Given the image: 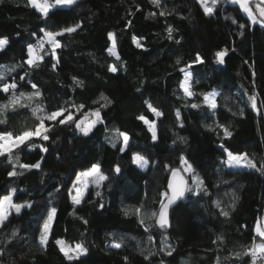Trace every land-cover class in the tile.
<instances>
[{
	"label": "trees",
	"instance_id": "1",
	"mask_svg": "<svg viewBox=\"0 0 264 264\" xmlns=\"http://www.w3.org/2000/svg\"><path fill=\"white\" fill-rule=\"evenodd\" d=\"M162 4L171 15L159 16L160 9L149 0H79L76 6L63 10L67 15L48 19L49 27L57 24L62 28L65 22L67 26L79 23L82 27L58 38L65 47L57 50L60 64L56 71L51 69L52 61L48 57L45 58L47 63L29 70V79L38 84L43 94L42 100L34 104L43 103L51 110L57 103L64 104L71 98L77 104L84 103L87 111L104 103L99 100L101 93L114 103L101 109L105 123L98 125L89 137L78 134L74 126L57 127L47 142L48 153H41L39 148L31 152L25 149L23 162L34 163L41 156L45 157L42 170L26 171L18 178L9 179L7 171L11 166L0 159V195L6 194L9 187H15L25 190L17 192L16 202L33 203V207L23 209L20 216L12 214L11 222L0 229V252H3L0 264H67L53 242L55 238L73 244L84 240L91 250L88 264H124V256L129 257V264H149L139 254L136 239L142 241L141 247L147 254L148 251L158 252L164 235L169 236L168 243L176 251L171 256L153 255L151 264H161V260L165 264H215L217 256L224 264L226 257L242 251V245L251 242L250 229L258 216H264V177L254 171L231 175L228 174L230 170L220 166L223 152L218 147L221 143L218 136L223 134L215 128V123L231 125L233 137L223 141L228 148L247 152L257 163L264 162V109L261 115H256L246 95L255 92L258 99L264 101V29L252 26L245 37H239L237 25L225 17L232 16L238 23H245L247 17L230 4L221 5L213 17H205L195 0H162ZM137 5L140 11H136ZM153 12L157 15L149 17ZM44 25L39 13L26 6V0H0V38L9 40L6 51L0 53V64L19 62L22 48L30 41L35 42L30 34ZM169 25L176 30L175 38L181 43L167 38ZM109 32L117 36L119 61L107 51L111 45ZM133 36L140 38L143 48L133 44ZM224 48L229 50L226 63L217 65L215 53ZM197 52L205 58L206 64L193 69L194 80L199 81L193 87L197 94L214 89L222 94L217 97L219 107L215 116L204 106L199 110L183 107L185 98L179 90L183 76L178 68ZM177 58L182 60L179 66L175 64ZM109 64L117 66V73L108 71ZM73 77L83 81L84 86H74ZM23 90L31 91V88L27 86ZM174 93L181 98L177 99ZM93 100L99 102L94 105ZM145 100L164 113L157 120L159 139L155 143L147 127L136 119L141 113L155 119L147 110ZM176 108L181 109L183 128L178 126ZM241 108L245 111L243 118L239 116ZM7 115V126L0 125V128L22 131L35 123L31 111L26 108ZM205 124L212 125L214 130L208 131ZM114 128L130 135L131 147L126 154L119 153L105 140L106 135H110L105 129ZM174 133L185 137L187 142L177 140L173 145ZM121 142L118 140V145ZM133 151L157 163L147 170L138 169L131 164ZM181 154L194 163L205 179L209 195H189L179 202L171 212L169 230L162 232L151 228L154 244H150L147 241L149 233L138 223V217L134 213L126 217L121 209L143 203L147 210H158L159 193L164 191L168 176L164 165L178 166ZM96 162L112 179L99 189L101 197L95 196L97 189L90 188L91 195L85 196L77 214L70 215L73 211L69 198L73 170ZM116 164L122 168L120 177L111 171ZM233 190L240 199L236 210L226 219L219 214L214 201L220 200L222 206L231 203ZM101 200L105 205L103 211H99ZM53 205L58 209L57 218L49 245L43 250L37 242L41 217L46 214L45 206ZM80 217L88 220V224ZM244 224L248 225L247 229L241 227ZM13 231L17 232L15 237L11 235ZM219 234L224 235L225 242L214 245L212 241ZM120 237L125 238V247L120 250L105 247ZM227 264H240V261L228 259Z\"/></svg>",
	"mask_w": 264,
	"mask_h": 264
},
{
	"label": "snow or ice",
	"instance_id": "2",
	"mask_svg": "<svg viewBox=\"0 0 264 264\" xmlns=\"http://www.w3.org/2000/svg\"><path fill=\"white\" fill-rule=\"evenodd\" d=\"M199 5L205 17H213L217 14L218 9L223 4H230L234 6V10L238 9L239 12L243 13L247 20L245 23H238L236 18L232 16H226L225 19L231 20L232 24L237 25L239 31L238 36L243 38L247 31L252 26H259L264 29V0H195ZM79 0H26V6L34 9L39 13L40 17L45 21V25L39 27L38 31H33L30 35L35 42H28L26 49H22V58L19 62L13 64H0V125L7 126L8 124V112H16L18 109H29L32 113L35 123L31 127H26L22 131L7 130V127L0 128V159L6 160L11 166V170L7 171V177L9 179L18 178L26 171L31 170H42V163L45 159L41 156L39 160L34 163H26L22 161V155H25V149L31 152L34 148H39L41 153H48L49 148L47 142L51 138V133L57 127H69L74 126L76 132L81 134L83 137H89L90 134H94V129H97L98 125L105 123L101 109L107 108L112 105L114 101L110 99L104 93L100 94L99 100L104 101L99 107L90 108L85 111L86 105L84 103L77 104L74 99H69L64 104L57 103L54 109L49 110L43 103H35V101L42 100L43 94L37 83L29 79L31 73L29 70L39 68L42 64L47 63L46 57L50 58L51 69L57 70L60 64V57L57 52L58 49H62L65 45L62 44L61 40L58 39L63 37L65 34H72L80 29L82 26L79 23H75L71 26H65L58 28L57 24L52 26L47 25V21L50 18L58 17L61 15H67L64 9H71L76 6ZM155 8L160 9L158 15L166 17L172 13L163 7L162 0H149ZM222 10V9H221ZM136 11H140L139 5L136 6ZM129 15L133 13L129 12ZM157 13L153 12L149 14V17H155ZM149 17H145L146 19ZM183 18V17H182ZM131 21H129V25ZM175 29L172 26L166 27L167 38L169 40L175 39L177 44L181 43L180 39L175 38ZM108 40L111 41L110 47L107 51L110 55L114 56L117 61L121 58L117 53V36L113 32H109ZM132 42L137 48H143L140 43V38L133 36ZM9 46V40L7 38H0V53L6 51ZM235 51V49H232ZM229 50L224 48L215 53V63L217 65H224L226 63V57L228 56ZM181 58H177L175 64L181 65ZM248 63V61H245ZM205 58L197 52L194 58L190 59L182 67L178 68V71L182 74L183 78L179 81V90L182 91L183 97L185 98L183 107L190 108L193 110H199L202 106L207 107L209 112L215 116L216 110L219 105L217 97L221 96L220 92L215 90L211 92H205L197 94L194 90V83L199 81L194 80L195 72L194 68L205 65ZM25 66H27L25 68ZM122 66V65H121ZM108 71L110 73H117L118 68L115 64H109ZM22 72V74H21ZM255 75V73H253ZM74 86L83 87L84 82L73 77ZM30 86L31 91H24L23 89ZM255 87V85H253ZM140 89H137L139 92ZM176 94V93H174ZM177 95V99L181 97ZM199 95V99H197ZM248 104L252 111L256 115L262 114L264 109V101L259 100L255 92L248 94ZM228 99V97H225ZM99 101L93 100L92 103L95 105ZM144 104L147 110L152 113L155 119H151L145 114L141 113L136 117L137 120L141 121L147 130L151 133V139L153 143L157 142V120L163 117L164 113L162 110L153 105L149 100H145ZM231 110V109H229ZM82 113V115H81ZM234 116L236 112L232 113ZM176 120L179 122L178 126L183 128V118L180 108L175 109ZM239 116L243 118L245 111L243 108L239 110ZM205 128L208 131H213V127L210 124H205ZM215 128L222 132V136H218L221 143L218 147L222 149L223 155L220 158V166L223 169L230 170L228 174L238 175L241 171H254L261 177H264V162L257 163L254 156H250L247 152H235L228 148L224 140H229L233 137V131L231 130L230 124H224L217 121ZM106 132L110 131V135H106L105 140L112 148L117 149L119 153L126 154L131 147V138L126 131H122L119 128L105 129ZM176 140H173L175 145L178 140L180 143H186V138L179 136L174 133ZM59 139V138H57ZM122 141L119 145L117 141ZM35 141H42L43 143H36ZM59 159V156L57 157ZM264 159V158H262ZM156 161H152L150 157H146L139 151H133L131 155V164L135 165L138 169L147 170L149 167H154ZM165 170L168 172L166 177L167 183L164 191L159 193L158 210H147L143 203L135 207H124L122 212L127 217L130 214H135L138 217V223L144 228L147 236V241L150 244H154L153 236L151 234V228L156 227L159 230L167 231L171 227V212L174 206H177L180 201L186 200L189 195L194 197H200L201 194L209 195V189L204 178L201 177L197 171L194 163L190 161L188 157L181 154L179 156V165L171 166L168 164L164 165ZM74 178H71V188L69 189V198L73 211L70 215L75 216L78 211V206L85 201L86 195H91L89 192L90 188L97 189L95 191L96 197H101L102 193L99 189L105 186V182H110L111 177L106 175L102 166L99 162L92 163L90 166H86L80 170H73ZM111 171L116 177L122 175V168L119 164H116ZM222 183H228L227 180H222ZM110 187V183L108 185ZM219 185H217L218 187ZM18 191H25L23 189H17L15 187H9L6 190V194L0 195V229L7 227V224L11 222L10 217L13 213L16 216L22 214L23 209H30L33 207V203L30 201H24L18 203L14 200V196ZM57 192L60 191L58 188ZM231 203L222 206L220 200L214 201V206L219 210V214L226 219L231 216V212L236 210L237 203L240 197L233 190L230 193ZM90 202V201H89ZM52 201H49V205ZM105 208L104 203H99V211H103ZM231 209V211L227 210ZM46 216H42V224L40 225L38 244L41 249L46 250L50 242V236L53 234V224L57 218V207L45 206ZM84 224H88V220L80 217ZM150 221L153 223H146ZM241 227L247 229L248 225L244 224ZM252 236L251 242L247 245H242V251H235L230 257H226L224 264H227L228 259H234L240 261V264H264V217L258 216L250 229ZM13 237L17 235L16 231L11 233ZM131 239H136L131 237ZM169 236L164 235L161 240V245L158 252L148 251L145 254V249L141 247L142 241L136 239V246L139 250V254L143 256L145 261H149L151 264V257L158 253H164L167 256H171L176 249L168 243ZM225 237L223 234L216 235L212 241L214 245L224 244ZM59 252L63 255L67 264H88L87 257L90 255V247L84 240L70 243L63 238H55L54 241ZM125 238L120 237L119 240H113L110 244L105 247L109 249L120 250L125 247ZM217 251L219 249H216ZM3 255V252H0ZM247 258V259H245ZM124 264H129V257L124 256ZM161 264H165L161 260ZM187 264V262H184ZM215 264H222L219 256L215 259Z\"/></svg>",
	"mask_w": 264,
	"mask_h": 264
},
{
	"label": "rangeland",
	"instance_id": "3",
	"mask_svg": "<svg viewBox=\"0 0 264 264\" xmlns=\"http://www.w3.org/2000/svg\"><path fill=\"white\" fill-rule=\"evenodd\" d=\"M22 49H26V46H24ZM216 91V89H214ZM213 91V90H212ZM14 215H16L15 213H13ZM44 216H46V214H44ZM264 217V216H263ZM43 222V221H42Z\"/></svg>",
	"mask_w": 264,
	"mask_h": 264
},
{
	"label": "water",
	"instance_id": "4",
	"mask_svg": "<svg viewBox=\"0 0 264 264\" xmlns=\"http://www.w3.org/2000/svg\"><path fill=\"white\" fill-rule=\"evenodd\" d=\"M180 202H181V201H180ZM174 207H175V206H174ZM174 207H173V208H174ZM156 229L159 230L158 228H156ZM168 230H169V229H168ZM159 231H161V230H159Z\"/></svg>",
	"mask_w": 264,
	"mask_h": 264
}]
</instances>
